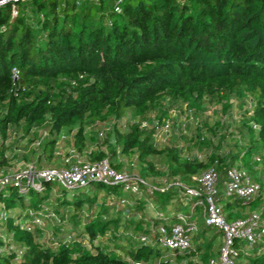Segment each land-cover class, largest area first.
Masks as SVG:
<instances>
[{"label": "trees", "instance_id": "obj_1", "mask_svg": "<svg viewBox=\"0 0 264 264\" xmlns=\"http://www.w3.org/2000/svg\"><path fill=\"white\" fill-rule=\"evenodd\" d=\"M16 9L14 17L13 3L0 7V172L38 133L45 136L36 161L50 168L69 132L78 158L88 152L92 162L108 160L148 181L160 173L196 187L214 168L226 220L256 214L264 225V0H124L119 13L114 0H26ZM165 120L172 128L162 137L156 124ZM232 169L260 185L257 199L226 196ZM179 196L178 189L132 196L97 183L8 188L0 202L25 213H10L1 226L15 244L0 264H183L203 250L205 260L219 254L202 244L184 254L159 244V228L177 223L163 210ZM124 197L127 207L119 205ZM22 218L42 225L22 231L15 225ZM234 249L237 264H264V234Z\"/></svg>", "mask_w": 264, "mask_h": 264}, {"label": "built area", "instance_id": "obj_2", "mask_svg": "<svg viewBox=\"0 0 264 264\" xmlns=\"http://www.w3.org/2000/svg\"><path fill=\"white\" fill-rule=\"evenodd\" d=\"M26 0H17L13 2V16L18 15L16 3ZM86 0H77V5H81ZM98 2L99 0H93ZM115 11L120 12V5L124 0H114ZM7 5L1 2L0 7ZM13 78L17 80L20 71L14 68L12 71ZM173 116L174 113H171ZM162 134V137L168 134L172 128V122L165 120L156 124ZM65 139L64 136L61 140ZM0 135V144L2 143ZM40 143L37 144L39 146ZM73 154L76 152L73 150ZM78 158V156H73ZM69 163V161H67ZM229 182L226 187L227 197H238L244 202H252L260 195L261 187L254 182L248 173L240 169H232L228 173ZM94 183L106 187H119L126 195L142 197L144 191L151 194L156 192L165 193L172 189H178L180 200L183 205H191V213L201 210L205 225L217 228L223 234V245L220 249L219 257L211 259L204 264H237L235 258L237 253L234 249L236 241H245L249 245L256 243L264 234V225L260 224L259 216L254 214L247 219L228 222L223 214L222 207L216 202V186L218 184V175L214 168L208 169L197 179V186L191 187L182 183L180 180L165 179L161 186H155L150 181L139 175L132 174L128 171L119 172L114 169L108 160L98 162H72L67 169L45 168L40 169L33 165H26L11 174H0V201L8 188L17 190L19 194H25L30 191L42 192L47 185L61 186L62 188L75 191L78 189H88ZM146 189V190H145ZM121 207L130 205V200L126 197L119 202ZM45 213L49 210L45 209ZM33 216V212L29 213ZM10 211L0 202V226L9 222ZM46 216V215H44ZM52 216V215H51ZM162 216V215H161ZM47 217V216H46ZM177 223L172 226L162 225L159 228V244L172 252L184 254L192 249V234L197 232L198 227L191 221V217L185 213L176 215ZM15 225L22 231L32 232L36 225L41 226L39 218L31 221L18 219ZM262 227V232H260ZM259 230V231H258ZM131 238L138 239L142 243H150V239L145 236L136 237L133 233L128 234ZM53 241V237L50 238ZM68 237V241H71ZM57 245V243L55 244ZM12 247L9 242L4 245V250H0V255L4 251H10Z\"/></svg>", "mask_w": 264, "mask_h": 264}, {"label": "crops", "instance_id": "obj_3", "mask_svg": "<svg viewBox=\"0 0 264 264\" xmlns=\"http://www.w3.org/2000/svg\"><path fill=\"white\" fill-rule=\"evenodd\" d=\"M12 166H13V161L10 163V167L7 168L6 170L0 172V174L6 175V174L11 173L12 172ZM146 192L149 193L148 191H145V194H147ZM173 199L174 198H172V200L168 203L166 208H164V210H163V213L165 214V216L169 220L168 224L174 223L173 218L176 214L181 213V212L188 214V212L190 210L187 206L185 207V205H183V203L180 200V196H179V198L177 197V199H174V200ZM1 204L6 206V203L4 201H2ZM148 207L149 208L147 209V212L149 214H153L154 211H156L158 209V205L155 203L152 205L150 204ZM6 208L8 209L9 207L6 206ZM9 210H10V213L19 214L18 218L20 217V215L25 213L24 209H20V208H16V207L9 208ZM190 217H191V221L194 224H196L199 228L198 232L195 233V237H200L198 244H202L203 249H207V248L212 249V247L215 245V249H214L215 252L216 253L219 252L220 248L223 244L222 232L219 231L217 228H214V227H211L208 231H204L206 226L205 225L203 226V224H205V221H204L201 210L198 212L196 211L195 213H191V211H190ZM40 221L42 223V220H40ZM213 229H217V232L214 234H213ZM213 237H214L213 242L209 244L211 238H213ZM6 242H9V244H12V245L15 244L14 240H13L12 233H10V231L7 230V228L0 226V250H4V245ZM194 245H196V244H193V247H194ZM203 251H202V253H199L198 255H194V256H190V257L187 256L182 260H184V262L187 264H201V263H207L209 260H211L213 258H218V256H217L218 254H216V256H214V254H213V255L208 256V258H206V260H205V256L202 255V254H204ZM4 254H6V251H4Z\"/></svg>", "mask_w": 264, "mask_h": 264}, {"label": "rangeland", "instance_id": "obj_4", "mask_svg": "<svg viewBox=\"0 0 264 264\" xmlns=\"http://www.w3.org/2000/svg\"><path fill=\"white\" fill-rule=\"evenodd\" d=\"M69 3L73 4V0H69ZM65 135L67 137V140L66 141L64 140L65 142H63L60 145L57 158H56L55 162L52 164V166H50V167L51 168H57V169H67L72 162H76V161H81V162H86V163L92 162L89 158L88 152H85L82 156H79V158H74L73 156H77V153H75V154L72 153L74 148L71 144V140L69 139V137L71 135L69 132H66ZM43 136H45V134L38 133V136H37L36 140H34V142H30L31 140H23L18 144V147L16 149H14V151H13V153L16 154V157L13 160V166H12V172L13 173L18 172L19 169L25 167L26 165H33L34 167L40 168L37 161H36L37 158L35 157V151L37 148H39V146H37V144L42 141ZM19 148H20V150H19ZM25 152H26V154H25ZM22 155H27L28 159L23 158ZM67 161H69V163H67ZM158 164H159L158 166L161 168L160 171H163V169L165 167L164 160L159 159ZM11 173H9V174H11ZM134 173L136 175L138 174L136 172H134ZM148 179H149L150 183H152L153 185H156V183H157L156 186L159 187L162 185V181H164L165 178H163V175H161L160 173H155V174L150 173L148 175ZM159 184H161V185H159ZM86 203H87V201H86ZM187 207L190 209L191 205H188ZM190 211L191 210H189L188 215H190ZM198 211H200V209H198L197 212ZM216 232H217V229H213V234ZM48 238L50 239L51 235H49ZM191 238H192V243L196 244V246H198V241L196 240L195 233L192 234ZM214 249H215V245L212 247V249H210L209 253H215ZM214 256H216V255H214ZM217 256L219 257V254ZM183 264H187V263L184 262Z\"/></svg>", "mask_w": 264, "mask_h": 264}, {"label": "water", "instance_id": "obj_5", "mask_svg": "<svg viewBox=\"0 0 264 264\" xmlns=\"http://www.w3.org/2000/svg\"><path fill=\"white\" fill-rule=\"evenodd\" d=\"M1 2H6L7 4H10V3H15V2H17V0H0V3Z\"/></svg>", "mask_w": 264, "mask_h": 264}]
</instances>
